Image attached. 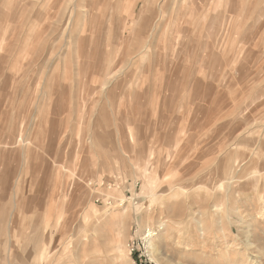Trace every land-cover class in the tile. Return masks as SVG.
<instances>
[{
	"label": "rangeland",
	"instance_id": "1",
	"mask_svg": "<svg viewBox=\"0 0 264 264\" xmlns=\"http://www.w3.org/2000/svg\"><path fill=\"white\" fill-rule=\"evenodd\" d=\"M143 1L0 0V264H264V0Z\"/></svg>",
	"mask_w": 264,
	"mask_h": 264
},
{
	"label": "bare ground",
	"instance_id": "2",
	"mask_svg": "<svg viewBox=\"0 0 264 264\" xmlns=\"http://www.w3.org/2000/svg\"><path fill=\"white\" fill-rule=\"evenodd\" d=\"M140 1V0H139ZM180 0H175V6H176V4H178V6H176V7H174L178 12L180 11V12H183L184 11V9H185V6L186 5H181L180 3H178ZM152 2H153V4L155 5L156 4V6H157V8H158V10H157V12H159L160 13V15H163V14H166V13H164V12H166L167 11V9H168V7H167V4H166V6L164 5L165 4V0H152ZM143 3H144V5H146L147 4V0H145V1H143ZM210 3H212V0H192V2L191 3H188V4H190V5H188L189 7H188V9H189V12H191V13H194V12H199V11H205V8L207 7V5L208 4H210ZM180 4V5H179ZM214 5V4H213ZM151 6V5H150ZM170 7H171V5H169ZM224 6H226V5H224ZM173 7V6H172ZM256 7V6H255ZM146 8V7H145ZM213 8V7H212ZM225 8V7H224ZM140 10V9H139ZM152 10V9H151ZM150 10V11H151ZM220 10V9H219ZM225 10H227V8H225ZM70 12H72L71 10H69ZM156 11V10H155ZM173 11H174V9H173ZM223 11V10H222ZM255 11V10H254ZM70 12H68V13H70ZM88 12V11H87ZM168 12V11H167ZM89 13V12H88ZM204 13V12H203ZM202 13V14H203ZM206 13V12H205ZM152 14H153V12H152ZM172 14V13H171ZM195 14H197V13H195ZM141 15V14H140ZM139 15V16H140ZM88 16V15H87ZM86 17V16H85ZM160 17V16H159ZM165 17H166V15H165ZM164 17V18H165ZM173 17V16H172ZM202 17V16H201ZM225 17H226V19H227V15L225 16V14H221L220 16H219V20H217L214 16H212L211 15V17L210 18H208L207 19V21H206V23H205V25H203V27L205 28V27H207V29H210L211 28V30L212 29H216V28H218L219 27V22L220 21H222V23H223V21H227L226 19H225ZM70 18V17H69ZM73 18V17H72ZM74 18H75V16H74ZM158 18V17H157ZM161 18V17H160ZM138 19H139V17H138ZM159 19V18H158ZM201 19V18H200ZM70 20H71V18H70ZM75 20V19H74ZM164 20V19H163ZM186 20H188V19H186ZM158 21V20H157ZM70 22V21H69ZM230 22V21H229ZM71 23V22H70ZM231 23V22H230ZM156 24V23H155ZM217 24H218V26H217ZM225 24H226V22H225ZM225 24H223V25H225ZM69 25L70 24H68V27H69ZM161 25H163V24H161ZM182 25V24H181ZM188 26V25H187ZM224 27V26H223ZM70 28V27H69ZM154 28V27H153ZM156 29V28H155ZM98 30V29H97ZM146 31V30H145ZM98 34V33H97ZM101 34V33H100ZM125 34V33H124ZM152 33H150V35H151ZM194 34V33H193ZM70 35V34H69ZM72 36V35H71ZM73 37V36H72ZM151 37H152V35H151ZM150 37V38H151ZM125 39H126V37H124ZM128 38V37H127ZM148 38V37H147ZM234 38H236V37H234ZM239 38V37H238ZM75 39V38H74ZM147 40V39H146ZM236 40V39H235ZM234 40V41H235ZM145 41V40H144ZM144 41L142 42V43H144ZM240 41V40H239ZM91 42H92V40H91ZM148 42H149V40H148ZM147 43V42H146ZM145 43V44H146ZM145 44H144V46H145ZM221 44V43H220ZM71 45V44H70ZM69 45V46H70ZM141 45H143V44H141ZM177 45V44H176ZM144 46H142V47H144ZM147 46V45H146ZM70 47H72V45L70 46ZM220 47V46H219ZM129 49H131V48H129ZM128 49V50H129ZM139 49V48H138ZM145 49V48H144ZM128 50H127V52H128ZM72 51V50H71ZM131 50H129V52H128V55L131 53L130 52ZM150 51V50H149ZM184 51V50H183ZM70 52V51H69ZM133 52V51H132ZM144 52V51H143ZM186 52V51H185ZM204 52H205V50H204ZM142 53V52H141ZM141 53H139V54H141ZM183 53V52H182ZM195 53H196V51H195ZM137 55V54H136ZM203 55V57H204V53L202 54ZM233 55H235V53L233 54ZM239 56H241V54L239 55ZM238 56V57H239ZM125 57H126V54H125ZM133 57H135V56H133ZM202 57V56H201ZM165 58H166V56H165ZM195 58V54H194V57H193V59ZM234 58V57H233ZM231 59V58H230ZM131 60V59H130ZM175 61V60H174ZM229 63V62H228ZM226 65V64H225ZM171 67V66H170ZM221 67H222V65H221ZM227 67H228V65H227ZM166 68V67H165ZM171 68H173V67H171ZM189 68V67H188ZM200 68V67H199ZM229 68V67H228ZM194 69V68H193ZM221 69V68H220ZM223 69V68H222ZM173 70V69H172ZM199 71V70H198ZM201 71V70H200ZM222 71V70H221ZM171 73V72H170ZM192 74V73H191ZM227 158V157H226ZM237 161V160H236ZM235 161V162H236ZM225 163V164H224ZM222 164H224V171H223V173L224 174H226L227 172H229V171H231V166L233 165H231L230 164V159H224L223 160V162H222ZM174 165V164H173ZM235 166V165H234ZM227 167H229L228 168V170L226 171V169H227ZM237 167H239V164L237 163ZM235 167H233V169H234ZM176 171V170H175ZM259 175V173H257V176ZM217 176V175H216ZM226 176V175H225ZM255 176V175H254ZM260 176V175H259ZM227 177V176H226ZM229 177V176H228ZM260 178V177H259ZM253 179V178H252ZM261 179V178H260ZM255 182H256V180H255ZM260 182V181H259ZM222 185H223V183H221ZM182 186V185H181ZM231 187V186H230ZM181 188V187H180ZM257 188V187H256ZM208 190V189H207ZM222 190V189H221ZM227 191V190H226ZM187 192V191H186ZM190 192V191H189ZM221 192V191H220ZM184 193V192H183ZM190 193H192V192H190ZM222 193V192H221ZM227 193V192H226ZM199 194H200V192H199ZM202 194V193H201ZM230 194V193H229ZM184 195V194H183ZM188 195V194H187ZM223 195V194H222ZM221 195V196H222ZM224 196V195H223ZM230 196V195H229ZM217 197V196H216ZM226 198V197H225ZM228 198V197H227ZM217 200V199H216ZM230 201V200H229ZM216 203V202H215ZM228 203V202H227ZM230 204H231V202H230ZM207 205V204H206ZM228 205V204H227ZM232 205V204H231ZM257 205V204H256ZM199 206V205H198ZM211 206V205H210ZM219 206H221V205H219ZM205 207V206H204ZM207 207V206H206ZM216 207V206H215ZM214 207V208H215ZM218 207V206H217ZM251 207V206H250ZM248 208V207H247ZM187 207H186V212H187ZM189 209L190 210H192L193 208L191 207V205H189ZM205 209V208H204ZM208 209V208H207ZM220 209V208H219ZM185 210V207L184 208H182V211H181V213H180V218L178 219L179 221H177V226L179 227V232H182V231H186L187 230V227L188 226H190V224L188 225L187 224V226H185V224H186V221H187V214H186V212L184 211ZM213 210H215V209H213ZM234 211V210H233ZM237 211V210H236ZM196 212V211H195ZM224 212V211H223ZM213 214H214V212H213ZM236 214V213H235ZM239 214H240V212H239ZM179 215V214H178ZM231 215V214H230ZM191 216V215H190ZM225 216H226V214H225ZM233 216H234V214H233ZM242 216V215H241ZM178 217V216H177ZM233 218V217H232ZM242 221V220H241ZM238 224V223H237ZM230 225V224H229ZM233 226V225H232ZM189 228V227H188ZM239 228V227H238ZM237 228V230H239ZM248 229L249 230H251L249 227H248ZM248 229H246V230H248ZM190 230V229H189ZM243 230V229H242ZM241 230V231H242ZM174 231V230H173ZM177 231H178V229H177ZM199 231H200V229H199ZM202 231V230H201ZM245 232V231H244ZM248 232V231H247ZM203 233V232H202ZM201 233V234H202ZM241 233V232H240ZM178 234H180V233H178ZM243 234V233H242ZM151 236H154V232L153 231H148V233H147V243H148V252H149V254L152 256L151 258H153V259H156V261L158 262V264H162V261L160 260V257H157L156 256V250H157V248L155 247V245H154V243H153V241H152V238H151ZM242 236V235H241ZM251 234L250 233H247L246 234V240H247V243L249 244V247H254L255 248V251H256V255L258 254V256H260L261 257V262L262 263H264V246L259 242V240H258V238L257 239H253V238H251ZM69 237V236H68ZM191 237V236H190ZM243 238V237H242ZM245 238V237H244ZM244 240V239H243ZM242 240V241H243ZM187 243V242H186ZM244 243V242H243ZM245 244V243H244ZM247 244V245H248ZM60 245V244H59ZM187 247V246H186ZM163 250V249H162ZM179 250V249H178ZM183 250V249H182ZM185 251V250H184ZM55 252V251H54ZM54 252H52V253H54ZM187 252V251H186ZM247 252V251H246ZM254 252V251H253ZM54 255V254H53ZM52 255V256H53ZM48 256V255H47ZM182 256V255H181ZM172 257V256H171ZM46 261H47V259H46ZM169 261V260H168ZM172 261H169V263L170 264H172L171 263ZM229 262V261H228ZM168 263V262H167ZM182 262H180V264H181ZM176 264V263H175ZM191 264V263H190Z\"/></svg>",
	"mask_w": 264,
	"mask_h": 264
}]
</instances>
